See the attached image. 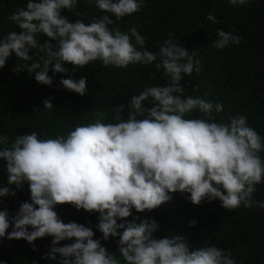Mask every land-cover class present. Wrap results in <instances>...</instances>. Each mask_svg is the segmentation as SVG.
<instances>
[{"label":"clouds","instance_id":"1","mask_svg":"<svg viewBox=\"0 0 264 264\" xmlns=\"http://www.w3.org/2000/svg\"><path fill=\"white\" fill-rule=\"evenodd\" d=\"M79 2L28 0L26 8H18L8 19L22 31L0 37V69L15 53L24 63H17L13 72L27 71L47 86L55 79L50 70L64 73L68 78H61L57 87L81 96L88 93V79L69 75L66 65L73 72L95 61L125 69L154 65L167 83L145 86L127 104L114 105L111 122L101 117L55 138L32 132L16 135L10 144L0 140L9 185L0 187V198L15 197L25 185L30 192V201L20 202L14 214L0 209V238L24 239L36 251L38 238L52 237L44 259L57 264H236L231 249L207 240L191 250L183 235L158 238L155 218L134 216L133 210L152 212L175 193L194 205L219 201L226 211L241 206L264 209V201L254 199L257 185L264 183V136L248 124L247 116L218 121L222 103L185 94L184 77L199 75L202 67L199 53L189 51L174 33L158 51H151L135 26L121 30L117 22L139 12L144 0H95L106 14L90 23L83 13L75 21L64 15L65 10L75 11ZM252 2L228 0L233 7ZM206 19L217 22L211 14ZM40 35L49 39L40 43ZM240 43V36L217 29L212 47L223 50ZM32 50L42 54L38 61L32 60ZM53 99L43 100L44 110L55 107ZM57 205L98 214V222L65 223ZM189 226L195 227L196 221ZM96 231L102 239L95 238ZM113 238L118 247L110 252L103 241ZM62 241L72 242L60 246Z\"/></svg>","mask_w":264,"mask_h":264},{"label":"trees","instance_id":"2","mask_svg":"<svg viewBox=\"0 0 264 264\" xmlns=\"http://www.w3.org/2000/svg\"><path fill=\"white\" fill-rule=\"evenodd\" d=\"M27 2L0 0V37L11 31H22L8 17L18 8H26ZM79 13L84 14L85 23L106 14L96 7L95 0L91 3L80 0L75 11L65 10L64 15L75 21L81 18ZM209 14L216 17V23L206 19ZM117 23L122 31L135 26L147 38L146 47L151 51H158L168 34L174 33L189 51L199 53L197 58L202 67L199 75L194 72L192 76L184 77L181 83L187 86L185 94L222 103L224 111L217 115L218 121L227 122L236 114L247 116L248 124L264 136V0H253L247 6L238 7H233L228 0H144L139 12L125 16ZM217 29L240 36V45L230 44L223 50L212 47ZM48 39L44 35L38 36L40 43ZM31 55L33 61H38L42 54L32 50ZM17 63L24 61H18L12 53L6 66L0 69V140L7 144L16 135L32 132L44 138L66 135L76 125L94 122L101 117L104 122H111L114 105L127 104L130 97L139 94L145 86L167 83L154 65H129L125 69L105 67L95 61L75 72L71 65H66L69 75L88 79V93L81 96L62 86L57 87L61 78H68L66 74L50 70L49 75L55 77L53 85H42L36 82L34 74L13 72ZM205 93H208L207 97ZM49 97H54L52 103L55 107L44 110L43 100ZM145 106L150 105L146 102ZM123 115L127 116V110ZM213 115H216L215 111ZM4 186L9 185L5 161L0 160V187ZM254 199L264 201V183L257 185ZM26 200L30 201L27 185L18 190L15 197L0 198V209L6 208L12 215L20 202ZM56 211L65 223L75 221L87 226L89 222L92 225L98 222V214L78 211L71 205H57ZM133 215L155 218L160 224L154 234L158 238L183 235L191 250L201 247L207 240L226 251L231 249L236 264H264V209L259 207L247 209L241 206L226 211L219 201L194 205L184 195L175 193L173 200L152 212L136 213L133 210ZM191 220L196 221L195 227L189 226ZM11 230L10 227L8 231ZM95 238L102 239V233L96 231ZM0 239V264H33V261L36 264H57L44 259L52 237L38 238L34 242L36 251L24 239ZM71 242L62 241L60 246ZM103 244L110 252H115L118 247L115 238L103 241Z\"/></svg>","mask_w":264,"mask_h":264}]
</instances>
